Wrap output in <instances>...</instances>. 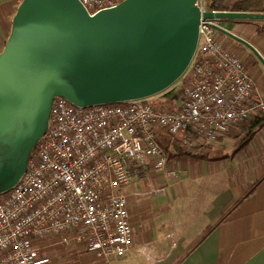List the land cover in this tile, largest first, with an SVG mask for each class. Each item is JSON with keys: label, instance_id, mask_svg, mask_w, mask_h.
<instances>
[{"label": "built area", "instance_id": "built-area-1", "mask_svg": "<svg viewBox=\"0 0 264 264\" xmlns=\"http://www.w3.org/2000/svg\"><path fill=\"white\" fill-rule=\"evenodd\" d=\"M122 1L81 0L91 14ZM200 5L208 9L204 0ZM222 20H201L176 109L147 99L91 106L55 99L27 171L0 194V264L49 263L40 247L45 239L80 246L100 259L126 255L135 246L125 193L133 173L150 161L168 176L178 175L158 130L180 136L185 150L194 152L264 111L250 69L218 38Z\"/></svg>", "mask_w": 264, "mask_h": 264}, {"label": "water", "instance_id": "water-1", "mask_svg": "<svg viewBox=\"0 0 264 264\" xmlns=\"http://www.w3.org/2000/svg\"><path fill=\"white\" fill-rule=\"evenodd\" d=\"M202 19L264 13L202 10L200 0H123L91 14L81 0H21L0 52V194L27 171L57 97L91 106L165 91L189 68Z\"/></svg>", "mask_w": 264, "mask_h": 264}, {"label": "crops", "instance_id": "crops-1", "mask_svg": "<svg viewBox=\"0 0 264 264\" xmlns=\"http://www.w3.org/2000/svg\"><path fill=\"white\" fill-rule=\"evenodd\" d=\"M18 4L19 0H0V52L8 38ZM221 25L249 42L264 58V33L259 30V22L227 19ZM219 32L218 38L243 58L257 89L264 96V63L258 53ZM241 136L244 137L239 142L241 153L237 154L233 166L236 173L243 176L242 179H246L247 175L250 177L245 181L241 179L236 187L231 188L229 203L227 198L222 201L220 194L223 179L218 180L215 188L208 181L199 180L202 173L200 165L205 167L207 161L225 157V153H214L218 147L223 148L215 145L216 141L227 144ZM157 140L162 147H167V155L170 153L172 156L168 165L176 168L178 175L168 176L165 169L155 168L150 161L139 173H133L125 193L131 220L141 223L142 233L138 238L135 236V246L131 251L124 256L100 259L80 246L57 244L56 248H51L47 245L45 249L50 247L48 252H44L50 258L47 264H142L137 257H133L140 246L152 254L151 261L144 264H264V111L236 123L219 139L194 151L204 158L183 154L181 137L164 129L158 130ZM177 140L181 143L178 144ZM228 169L226 166L219 168L223 172ZM243 184L247 185L245 189ZM202 185L211 193L204 198L192 197L196 187ZM213 189H216L214 193ZM245 191H250V194L237 202ZM213 202L217 203L216 209L211 210L209 206ZM175 209L176 212H173ZM59 256L63 259L57 261Z\"/></svg>", "mask_w": 264, "mask_h": 264}, {"label": "rangeland", "instance_id": "rangeland-1", "mask_svg": "<svg viewBox=\"0 0 264 264\" xmlns=\"http://www.w3.org/2000/svg\"><path fill=\"white\" fill-rule=\"evenodd\" d=\"M21 1V0H20ZM19 1V3H20ZM227 20V19H224ZM222 20V22L224 21ZM220 35V32L218 33V36ZM186 73V72H185ZM185 73L168 89H166L165 91L159 93V94H155L153 96H150L148 98H146L148 101L152 102V103H156V104H161L164 102H167L168 105L171 108H175L177 107V105L179 104L177 102V100L181 99L180 96V91L182 90V84L184 81V75ZM173 99H176L173 100ZM246 132V131H244ZM244 138L241 136V138H233V140H230V143H227L224 141H216L215 145L218 144L219 146H223V148L218 147V150H215L214 153L217 154H222L225 153L224 156L225 157H221L220 159L217 157L215 159H213L212 161H207V163H205V167H202L203 164L200 165L201 168V176H199V180L201 181H208L213 188H215L216 185H218V180L219 179H223L222 182V188L220 189V194L222 195V198L224 200H228V202L230 203L231 200V188L236 187L235 184H237V182L241 181L243 176H240L236 173V167L233 166V164L236 163V159H237V154H240L241 152V147H239L240 145V140ZM217 149V148H216ZM226 166L229 167V169L226 171H221L219 170V168ZM207 167V168H206ZM206 169H208V171H206ZM248 177H250L249 175L245 176L246 179H242V180H247ZM224 179H227V181L225 182ZM202 185L201 187L198 186L196 187V190H194V194L191 195L192 197L199 199V198H204L206 196L209 195V193H211L208 190L203 189ZM238 186H241L238 185ZM211 187V188H212ZM247 187V185L243 184V188L245 189ZM242 188V189H243ZM217 189V187H216ZM216 189H213L212 193H214L216 191ZM219 191V190H218ZM216 204L217 203H212L209 207L211 208V210L216 209ZM176 212V209L173 211ZM132 225L134 228V236H136L138 238V235L140 236V234L142 233V225L139 221H132ZM149 229V228H148ZM175 231V230H174ZM47 245H50L51 248H56V246H58L53 240L47 241L46 239L43 240L40 243V247H41V251L44 253H46V251L48 252V250L50 249V247L46 248ZM140 249L138 250L137 253H133V257H137L138 261L141 262L142 264L146 263V262H150L151 261V257L152 254H149L146 250V248L144 246H140ZM59 249V248H58ZM44 253V254H45ZM48 254V253H47ZM63 256H59L58 260H62ZM64 260L67 261V259L65 258ZM58 264H66V262H62V263H58ZM68 264V263H67Z\"/></svg>", "mask_w": 264, "mask_h": 264}, {"label": "trees", "instance_id": "trees-1", "mask_svg": "<svg viewBox=\"0 0 264 264\" xmlns=\"http://www.w3.org/2000/svg\"><path fill=\"white\" fill-rule=\"evenodd\" d=\"M204 4L205 7L210 10L264 13V0H204ZM255 21L259 22V30L264 33V19H258ZM56 100H58V97L56 98ZM180 143L181 141H178V144ZM181 146L183 147L182 143ZM163 148H165V150L167 149L165 145L163 146ZM181 151H183V154L188 153L198 158H204L203 155H198L194 152H189L185 150V148H182ZM171 157L172 156H170V153H168V159H170ZM249 194L250 191H245L243 196H241L237 202L244 200Z\"/></svg>", "mask_w": 264, "mask_h": 264}]
</instances>
